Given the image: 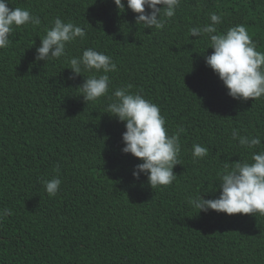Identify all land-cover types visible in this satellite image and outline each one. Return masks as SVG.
Segmentation results:
<instances>
[{
    "label": "trees",
    "instance_id": "1",
    "mask_svg": "<svg viewBox=\"0 0 264 264\" xmlns=\"http://www.w3.org/2000/svg\"><path fill=\"white\" fill-rule=\"evenodd\" d=\"M9 7L27 8L41 23L14 28L0 49V209H11L0 222V264H264V216L198 213L187 203L215 187L225 162L250 160L234 129L259 134L254 151L264 149V99L229 96L205 63L213 49L188 29L215 11L220 31L242 23L264 51V0H181L161 30L139 28L137 14L120 13L114 0H11ZM55 17L83 26L86 39L67 45L68 57L37 61ZM89 47L117 64L109 96L131 84L160 107L170 133L183 128L172 184L152 189L143 174L136 180L141 160L121 151L125 122L104 112L107 96L88 104L77 96L91 73L69 79L67 60ZM194 143L209 149L198 162ZM55 175L62 183L53 197L41 179Z\"/></svg>",
    "mask_w": 264,
    "mask_h": 264
},
{
    "label": "clouds",
    "instance_id": "2",
    "mask_svg": "<svg viewBox=\"0 0 264 264\" xmlns=\"http://www.w3.org/2000/svg\"><path fill=\"white\" fill-rule=\"evenodd\" d=\"M10 2L0 0V49L9 47L14 28L29 24L36 27L41 23L40 17L27 8H10ZM114 3L120 13L127 9L136 13L135 23L139 28L143 26V29L153 30L163 29L166 21L174 18L181 6V0H126V4L125 0H114ZM208 18L209 23L188 29L191 37L206 40L207 49H213L211 54H205L206 65L218 75L232 98L244 101L249 98L264 99V51L257 50V42L244 24H235L220 31L218 25L223 23L222 14L212 11L208 13ZM86 35L83 26L55 17L51 26L45 28V34L40 36L36 60L47 62L68 57L67 45L77 38L86 39ZM67 63V68L71 69L69 79L91 73L76 87L80 93L77 96H82L86 104L107 96L110 102L104 112L125 122L121 151L141 160L134 166L133 177L139 180L143 174L152 189L172 184L177 176L174 168L181 164L180 133L183 128L170 133L160 107L140 92H133L131 84L116 88L109 96V73L116 72L118 68L108 54L89 47L81 55L70 56ZM231 135L233 140H238L240 147L252 150L250 160L225 162L215 187L202 191H218L219 195L205 198L200 192L188 196L187 203L198 213L215 210L229 215L258 213L264 216V149L254 151L261 144L260 136L241 135L235 129ZM208 151L206 146L194 143L191 149L194 162L204 159ZM54 171L60 172L59 164ZM41 183L48 195L54 197L62 179L55 175L50 179L42 178ZM10 214L11 209L7 206L0 209V222Z\"/></svg>",
    "mask_w": 264,
    "mask_h": 264
}]
</instances>
